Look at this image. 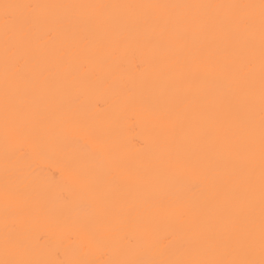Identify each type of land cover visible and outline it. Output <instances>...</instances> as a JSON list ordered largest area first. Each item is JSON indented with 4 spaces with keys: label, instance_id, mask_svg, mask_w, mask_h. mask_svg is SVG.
I'll use <instances>...</instances> for the list:
<instances>
[{
    "label": "bare ground",
    "instance_id": "1",
    "mask_svg": "<svg viewBox=\"0 0 264 264\" xmlns=\"http://www.w3.org/2000/svg\"><path fill=\"white\" fill-rule=\"evenodd\" d=\"M259 4L0 0V261L206 256L204 237L243 231L248 200L259 259ZM234 17L254 24L224 30ZM146 193L183 207L129 247L115 233Z\"/></svg>",
    "mask_w": 264,
    "mask_h": 264
},
{
    "label": "snow or ice",
    "instance_id": "2",
    "mask_svg": "<svg viewBox=\"0 0 264 264\" xmlns=\"http://www.w3.org/2000/svg\"><path fill=\"white\" fill-rule=\"evenodd\" d=\"M157 7V6H153ZM195 7V6H190ZM208 7H224L223 5H209ZM231 7H257L256 5H233ZM260 40H261V64L264 67V0H260ZM188 23H216L215 19L192 18ZM165 23H175L166 21ZM254 24L251 17H234L230 20L222 21L224 30H231L233 27L243 26L249 28ZM249 143L251 137L249 136ZM177 164L180 161L176 162ZM239 176L245 189L254 188L255 167L251 155L246 169L239 170ZM260 218H259V259L254 258L256 250V231L254 221L251 219L253 204L248 200L246 208L241 209V214L248 218L243 231L233 229L227 235L207 236V240L213 248V252L206 256L178 259H153V260H110L103 264H264V74L261 80V131H260ZM239 198L240 193L234 192ZM183 205L179 199H169L168 201L158 200L151 193H146L141 197L140 203L130 204L124 212L123 226L115 233L118 238L129 247H138L143 244L150 247L158 228L159 217L166 211L172 210L179 216ZM111 231V229H106ZM132 234L135 239L131 238ZM202 244L200 238L192 241V247L199 248ZM216 253H219L217 255ZM0 264H42L40 261L32 260H3ZM66 264H90L87 261H69Z\"/></svg>",
    "mask_w": 264,
    "mask_h": 264
},
{
    "label": "rangeland",
    "instance_id": "3",
    "mask_svg": "<svg viewBox=\"0 0 264 264\" xmlns=\"http://www.w3.org/2000/svg\"><path fill=\"white\" fill-rule=\"evenodd\" d=\"M132 104L134 105V103H131L130 105H132ZM133 105H132V106H133ZM130 107H131V106H130ZM131 108H132V107H131ZM133 108H134V107H133ZM97 131H98V130H97ZM97 131H96V132H97ZM94 132H95V131H94ZM94 134H95V133H94ZM35 136H36V135H35ZM29 137H30V136H29ZM33 138H34V136H33ZM25 139H26V138H25ZM30 139H31V138H30ZM35 139H36V138H34V139H32V140H35ZM17 140H18V139H17ZM28 140H29V139H28ZM14 141H15V140H14ZM29 142H30V141H29ZM16 143H17V141H16ZM13 145H14V144H13ZM13 145H12V146H13ZM16 145H17V144H16ZM14 149H15V148H14ZM16 151H17V146H16V149H15L13 152L10 151V152L12 153L11 157L13 156V153L15 154ZM98 191L100 192L99 189H98L96 192H98ZM101 191H103V190H101ZM99 192L96 193V194H97V195H100ZM103 193L106 194V192H102L101 194H103ZM106 195H107V194H106ZM105 197H106V196H105ZM97 198H98V197H97ZM99 198H101V197L99 196ZM99 198H98V200H99ZM107 198H108V197H107ZM103 200H104V198H103ZM105 200H106V199H105ZM96 201H97V200H96ZM97 202H99V201H97ZM97 202H95V203L97 204ZM102 202H103V201H102ZM104 202H106V201H104ZM90 206H91V205H90ZM94 208H95V207H94ZM97 209H99V208H97ZM85 257H86V255H85ZM116 257H117V255H116ZM86 259H87V258H86Z\"/></svg>",
    "mask_w": 264,
    "mask_h": 264
}]
</instances>
